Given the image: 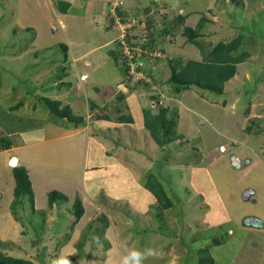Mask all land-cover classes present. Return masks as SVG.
<instances>
[{"label":"rangeland","instance_id":"1","mask_svg":"<svg viewBox=\"0 0 264 264\" xmlns=\"http://www.w3.org/2000/svg\"><path fill=\"white\" fill-rule=\"evenodd\" d=\"M55 1L0 0V138L20 145L29 139L24 136L28 129L36 131L28 134L37 138L44 126L62 121L40 103L35 104L36 111L29 105L38 94L59 101L75 98V69L84 68L92 82L79 95L82 104L85 94L99 105L104 96L96 93L97 89L114 95V106L108 112L121 129L109 128L102 134L106 135V149H113L122 164L126 161L138 167L128 171L136 173L134 179L139 183H145L147 175L152 174L174 206L162 210L157 218L156 203L140 213L136 201L79 195L85 213L73 225L68 208L76 197L74 193L83 191V166L77 164L83 155L59 148L51 156L47 145L29 152L30 158L40 152L31 162L35 211L31 213L28 205L23 206L24 211L17 206L16 220L10 209L14 178L9 165L14 154L0 152V249L33 264H41L40 260L52 264L62 253L70 254L72 264H118L121 247H152L159 257L149 258L144 264H196L195 251L202 247L209 249L213 264H264V0L169 1L175 9L177 3L184 6L186 12H181L187 15L177 30L180 36L176 45L168 47L170 53L175 49L176 54H172L184 60L202 59L197 46L183 35V27L188 26L202 34L197 41L206 50L219 41L242 35L241 51L250 57L237 66V74L225 84L223 95L196 87L168 94V87L163 86L165 107L176 113V131L182 140L162 148L145 130L143 118L133 124L119 120L124 111L129 115L131 110L140 111L153 102L141 89L127 91L125 103L117 101V85L123 83V76L109 55V50H116L112 38L118 31L106 28L108 0H64L71 4L66 14L58 11ZM119 1L129 12L133 3L141 2L137 7L142 9L148 0ZM164 1L168 0L155 2L160 5ZM161 10L165 18L171 14ZM59 44L67 46L66 59ZM147 45L152 51L154 44ZM154 46L152 54L157 51ZM88 51L86 59L73 62L71 55L77 57ZM64 66L66 71L62 72ZM162 66L156 65L153 73ZM167 70L158 74L159 80H166ZM64 75L67 86L62 89L55 84ZM132 98L127 104L126 100ZM20 102L26 104L11 109ZM126 105L132 107L126 110ZM152 112L157 110L152 108ZM96 116L88 117L92 127L97 123ZM247 127H251L250 132ZM233 155L247 163L251 160L252 166L234 168L230 164L241 163ZM50 191L66 194L69 202L49 209ZM246 192H251L248 202L243 200ZM101 213L109 217L110 226L100 236L94 228L101 230L102 223H94L79 249L87 227ZM251 219L256 223H250ZM103 241L110 247L105 249Z\"/></svg>","mask_w":264,"mask_h":264},{"label":"trees","instance_id":"2","mask_svg":"<svg viewBox=\"0 0 264 264\" xmlns=\"http://www.w3.org/2000/svg\"><path fill=\"white\" fill-rule=\"evenodd\" d=\"M53 1V0H51ZM121 1L117 0V5L113 7V4L110 0L106 2L108 8V16L110 18V23L112 24L115 20L113 15L111 14L112 7L114 8L115 13L118 17H120L122 23L130 22L129 18H134L137 22L133 27H130V30L127 29L125 41H127V45L130 47L131 52L135 55L136 59H139L141 65L139 66V70L143 72L145 76L149 77V81L139 80L135 84L128 83V89L130 91H136L141 89L147 93V98L149 101H152L153 104L148 105V107L142 109V117H143V126L146 131H148L151 138L158 145V147H163L164 145H169L174 143L175 141H181L182 136L178 135L177 129V119L176 113L174 111H169L167 106L165 107L164 103V94H166V90L163 86H167L169 89V93L178 94L180 91L184 89H188L190 87H196L198 89L206 90L214 94L223 95L225 84L234 78L237 74V66L245 63L246 59L250 57V54L246 51H241V47L243 44L244 37L242 35H238L229 41H219L210 49L206 50V47H203L202 43H198L197 39L201 37V33L198 30L190 28L188 26L183 27V35L186 36V39L191 44L197 46L201 54L203 55L202 59H183L180 56H175L174 54L164 52V44L166 42L167 35H176V31L179 27H182L184 24V20L187 15L177 13L175 17L168 20V15L165 18L164 14L157 12L158 4L154 0H148L147 4L144 8L139 9L136 13H129L127 10L123 9L120 4ZM108 3V4H107ZM55 6L58 11L62 14H66L71 4L68 1L64 0H56ZM167 6H163L165 11L169 13L166 9ZM129 13V15H128ZM160 18L162 22V30L159 32L160 37L162 39V43L158 42L159 45L153 39L154 34L149 32L147 39L141 43L142 35H141V23L145 22V26L148 30H150L157 19ZM110 24V25H111ZM153 24V25H152ZM131 31L136 32L134 36H131ZM135 40L136 44H133L131 40ZM147 43L154 44L157 47V51L159 54H152L155 50L154 45L151 47L152 51L149 50V45ZM137 46L141 53V56H137V51L133 46ZM61 50L64 53V57L66 59L67 56V46L63 44H59ZM146 50V52H145ZM174 52V51H173ZM176 54V52H174ZM109 55L115 62V65L121 70L122 75L126 74L130 70V66L127 64L126 59L123 62L120 61L119 52L111 49L109 50ZM147 63V65H146ZM153 64V66H151ZM160 70L158 73H153V69L156 65L160 66ZM156 68V67H155ZM168 68V77L166 80H159L158 74L165 73ZM66 68H62V72H65ZM160 75V74H159ZM59 83L55 84L57 87L61 85L62 89L67 86L65 82L61 80L59 77ZM78 79V78H77ZM75 79L76 83H80V80ZM43 88V87H42ZM152 89H155L153 94L148 95ZM43 90V89H42ZM97 93H100L102 96L106 95L107 92L104 90L97 89ZM164 93V94H163ZM166 96V95H165ZM126 97V94H120L117 97V101H123ZM34 103H31L33 109H35V104H42L51 115H54L57 118L65 119L69 123H72L74 126H82L85 123V120L82 116L74 115L68 106L61 107V103L59 100H52L43 95L36 96ZM115 103V101H114ZM23 102H20L17 106L22 105ZM30 104V105H31ZM94 106L91 104V110ZM152 108L157 110V112L153 113ZM109 106H105V109H102L100 114L96 116L99 120H109L111 117V113L108 112ZM117 111L119 109L117 108ZM119 120L123 123L131 124L133 123V119L131 115H121ZM254 124V122H251ZM259 130V129H258ZM247 131H251V127H247ZM12 143L9 139L0 138V150H7L11 148ZM167 160V159H166ZM164 160V161H166ZM12 176L14 178V189H13V201L10 205V209L12 214L14 215L16 220H19L17 216L16 208L19 206L22 211H24L23 206L28 205L29 210L32 212L35 211L34 208V197L33 190L31 185V180L27 173V170L23 166H16L12 168ZM144 188L147 189L156 200V208L158 209V213L156 217H161L162 210L171 209L174 206V202L171 201L167 197V194L162 186V184L153 177L152 174L147 175L146 181L143 184ZM103 198L105 196L102 195ZM106 199V198H105ZM68 197L60 193L58 191H50L47 196V206L49 209H53L54 207H58L61 203H68ZM69 206V204H67ZM69 213L74 217V223H77L81 217L85 213V208L82 204L80 198H74L71 206L68 208ZM131 216V215H129ZM88 227V233L86 236H82V241L79 242L78 248L80 249L83 244V240L85 237L87 238V234L91 232V227L94 223L100 222L102 223L101 230L98 227H95L94 230L100 236L104 233V231L110 226L109 217L101 213L99 217L94 219ZM99 226V224H96ZM104 242V248L107 249L110 247V244L107 241ZM213 242L216 245H220V241L214 239ZM208 248H198L196 249V264H213L214 260L211 257ZM41 264L43 261L40 260ZM0 264H33V262L29 259L14 257L11 255L5 254L0 249Z\"/></svg>","mask_w":264,"mask_h":264},{"label":"crops","instance_id":"3","mask_svg":"<svg viewBox=\"0 0 264 264\" xmlns=\"http://www.w3.org/2000/svg\"><path fill=\"white\" fill-rule=\"evenodd\" d=\"M169 1L170 0L164 1L163 4H165L168 8H172V10L170 9L171 14H169L168 16L170 17L169 18L170 20L171 18L175 17L177 13L183 14L186 12V10L183 9L184 6L178 7V3H177V8L175 9L173 6H171ZM141 4H142L141 2L133 3V7L131 8L133 9L137 8V5H141ZM137 10L139 9H136L135 11H131V13H136ZM158 20L160 21V18H158ZM155 36L157 38V41L160 42L161 37L158 31L154 33V36H153L154 40H155ZM115 38H112V41ZM176 42L177 40L175 39L174 45H165L166 53H170V50L168 47L175 46ZM171 50H172L171 53H173V49ZM176 51H177V48H176ZM89 52L90 51L84 54L78 55L77 57L74 55H71V57L73 58V62L76 63L77 59H80V58L86 59V56L88 55ZM86 66L88 67L90 66V63L87 60H86ZM75 72H76L75 79L78 78L77 80H81L80 85L75 83V91L77 93V96L73 98L72 100H68L64 98L62 101H60V103H61V107H64V106L70 107L74 115L82 116L83 119L85 120V123L82 126H74L72 123H69L65 119L64 120L61 119L62 121L60 122H51L50 124H47L46 126H44L46 129H42L41 135L37 138L35 137L36 136L35 134L31 136L28 134V133H36V131L33 132L28 129V132L24 136L26 138L29 137V139H27L26 141H23L20 145H14L12 143L11 148L7 150H0V152L14 154L11 158L13 157L16 158V166H23L27 170V173L29 175V178L31 180V185L33 188L31 169H34V168L31 165L32 164L31 162L36 157H38L40 152L37 156L30 158L29 152L32 149H35V148L43 149V147L48 145L50 147L49 154L51 156L59 148H65L67 152L75 150L77 151L76 152L77 154L81 153L83 155L82 161L80 163L79 161H77V164H82L83 166V172L81 174V180H80L82 187H83V191L77 190L74 193V196L77 197L81 195L83 197L89 194L93 196V198L97 199V197H102L103 195L105 196V198L109 197L110 199L117 200V201H127V200L136 201L138 203L137 204L138 209L141 210L140 213H146L148 206L151 204L154 205L156 203V200L154 196L147 189L144 188L143 182L139 183L137 180L134 179V176L136 173L128 171V168L129 170L130 169L139 170L138 167L136 166L135 168L133 165L127 164L126 161H124V163L122 164L121 159L117 158L113 149H110V152L108 149H106V146H107L106 145L107 141L105 139L106 135L102 137V134L108 131L107 129L110 128L112 130L114 129L119 130L121 129V127L118 126L115 119L113 118H110L109 120H99L95 118V120H97V123L94 124V127H92L91 123H88L90 118L94 114L95 116L100 114L101 113L100 111L102 109H105V106H109V110H112L114 106V103L112 102V98H114V95L106 93V95H104V99L99 100L100 104L98 105L97 102L91 101L90 98H87L86 95L83 94L82 96L84 97L85 102L84 104H82L79 98L80 97L79 95L81 94V91L85 92L86 86H88V83H91L92 80L90 79V73L84 68L79 69V67L77 66V68L75 69ZM65 76L66 75H64L63 79H61L63 82H64ZM131 92L133 93L134 91H131ZM132 100L134 99L132 98V99L126 100L127 104H130V101ZM123 103H125V99L123 100ZM23 104H26V103L23 102ZM91 104L94 106L92 110H91ZM29 106L32 107V105H29ZM131 107H132L131 105L130 106L126 105L125 109L129 110ZM11 109L12 110L16 109V106L12 107ZM31 110L36 111L37 108L33 109L32 107ZM125 112L127 111H124L123 114H126ZM129 115H131L133 119V123L139 118L142 121V118H143L142 109L140 111H137V109L131 110V113H129ZM88 116H91V117L88 118ZM11 158H9V160ZM243 162L244 164L242 163V164H239V166H235V167L233 166V167L239 168V169L245 167L249 169L252 166L251 160L248 161V163L246 160ZM66 164H70V162L66 161ZM230 165H233V164H230ZM60 166L62 165L60 164ZM45 171L46 170L41 169L40 172L44 176H47ZM254 196L255 195L253 192V197ZM243 200L245 202H248L244 198ZM251 200L252 199H250L249 201ZM253 202L255 203L256 201H253Z\"/></svg>","mask_w":264,"mask_h":264},{"label":"clouds","instance_id":"4","mask_svg":"<svg viewBox=\"0 0 264 264\" xmlns=\"http://www.w3.org/2000/svg\"><path fill=\"white\" fill-rule=\"evenodd\" d=\"M157 4H158L157 12H160L161 9L162 10L164 9L163 6L165 4H163V2L160 5H159V3H157ZM166 8H167L166 10L168 12H170V8H168V7H166ZM136 9H138V7ZM129 11L131 12V11H135V10L133 8L132 9L130 8ZM129 20L131 21V20H135V19L131 17V18H129ZM126 23H123V24H126ZM110 24H111L110 21H108L107 26H106V28L108 30L112 29L111 31H118V35L113 40V42L115 43L116 51L119 52V55L121 57L120 58V61L123 62L124 59H126V61L128 62V57L123 52V45H122L121 40H120L121 30H120V28H118L113 23L111 25ZM161 24H162L161 21H159L157 19V22H155L154 25L152 24L153 25L152 30L151 31L149 30V32H151L152 34H154L156 31L160 32L162 30ZM131 27H133V26H131ZM127 29L130 30V28H126V33H127ZM176 33H177V31H176ZM180 33H182V32H180ZM135 34H136V32L131 31V36H134ZM141 35H142V30H141ZM177 36H180V35H177V34L176 35H173V36L172 35H167L166 36V42H165L163 48L165 49V45H174L175 39L177 40ZM146 39L147 38H144L143 35H142L141 43L144 42ZM124 42L127 44V41H125V39H124ZM131 42L133 44H136V41L133 40V39L131 40ZM156 43H158V41H156ZM133 47L137 51V56L140 57L141 56V53L139 51V48L136 45L133 46ZM164 52L166 53L165 50H164ZM168 54L170 55V53H168ZM132 55H133L132 59L135 58V55L133 53H132ZM132 59H131V61H132ZM132 62L135 63V61H132ZM141 63L142 62H140L139 59H136L137 72H141L143 74V72L138 69L139 66L141 65ZM122 76H123V83L117 85V89H118V93L116 94L117 96L120 95V94H124L127 91H130L128 89V87H127L128 86V83L135 84V83H137L139 81L136 76L133 77L132 75H130L129 74V71L126 74L122 75ZM144 77H146L147 79H149L148 76H145L144 75ZM77 84L80 85V83H77ZM124 89L126 90L125 92H123ZM233 156L236 157L239 160V158L237 156H235V155H233ZM239 162L241 164L244 163L243 160L242 161L239 160ZM232 166H234V167L235 166H239V164L238 165L233 164ZM97 240H98V238H97ZM72 254H74V253H72ZM69 255L70 254H64V253H62L59 257H57L56 259H54L52 261V264H72V261L68 258ZM158 257H159L158 250L155 249V248H152V247H147V248H144L142 250L139 249V248H125V247H121L120 258H119L118 264H144L145 260H147L149 258L155 260Z\"/></svg>","mask_w":264,"mask_h":264},{"label":"built area","instance_id":"5","mask_svg":"<svg viewBox=\"0 0 264 264\" xmlns=\"http://www.w3.org/2000/svg\"><path fill=\"white\" fill-rule=\"evenodd\" d=\"M113 4V7L116 6V1L115 0H110ZM112 7L111 9V14L113 15V17L115 18L113 24L116 25L118 28H120L121 30V35H120V40L121 43L123 45V52L124 54H126V56L128 57V62L127 64L130 66V70H129V74L132 75L133 77L136 76L138 80H145V81H149V79H147L146 77H144V75L141 72H137V64L133 63L131 61L133 55L131 52L130 47L124 42V39L126 37V28H130V24L135 25L137 21L135 20H131L129 23L127 22L126 24H123L121 22L120 17L117 16V14L114 11V8ZM110 20V18H108V21ZM141 30H142V35L144 38L148 37L149 34V30L146 28L145 26V22L141 23ZM152 30V28L150 29V31ZM153 104V103H152Z\"/></svg>","mask_w":264,"mask_h":264},{"label":"water","instance_id":"6","mask_svg":"<svg viewBox=\"0 0 264 264\" xmlns=\"http://www.w3.org/2000/svg\"><path fill=\"white\" fill-rule=\"evenodd\" d=\"M238 161H239V160H238ZM235 162H237V160H235ZM235 165H238V164H235ZM10 166H11L12 168L16 167V158L13 157V158L10 160ZM249 194H251V192H246L245 195L243 196V198H244L245 200H248V198H249L248 195H249ZM245 222H246V221H245ZM251 222H252V223H256V222H254V220H252V219L250 220V223H251Z\"/></svg>","mask_w":264,"mask_h":264}]
</instances>
